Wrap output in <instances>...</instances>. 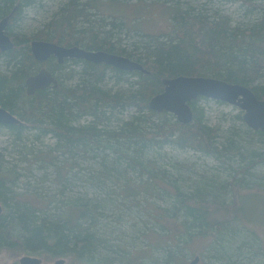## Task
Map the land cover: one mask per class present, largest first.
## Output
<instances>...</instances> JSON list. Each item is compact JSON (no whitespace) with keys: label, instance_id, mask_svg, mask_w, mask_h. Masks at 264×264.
Segmentation results:
<instances>
[{"label":"trees","instance_id":"16d2710c","mask_svg":"<svg viewBox=\"0 0 264 264\" xmlns=\"http://www.w3.org/2000/svg\"><path fill=\"white\" fill-rule=\"evenodd\" d=\"M240 1L248 6L247 14L256 17L246 27H232L229 18L218 12L213 15L206 5L185 10L175 7L171 33L151 35L133 28L139 41L127 42L118 36L120 30H125L126 21L111 14L110 20L97 18L89 1L68 0L43 30L35 37H28L14 33L12 28L21 20L24 9L35 0H0V19L14 10L8 35L15 43L12 50L0 52V105L23 123L0 127L7 128L15 142H24L26 134L36 140L51 135L56 140L54 150L68 155H74L78 149L94 153V149L98 155L94 153L91 158L100 157L102 167L109 166L110 160L121 158H127L129 165L135 161L142 167L148 151L156 148V144L191 148L218 159L244 157L234 139L225 145L218 144L217 130L207 125L204 110L197 106L202 98L190 104L194 120L187 125L174 121L173 117L167 119L168 113L157 114L148 107V101L163 91L162 78L180 75L212 77L245 85L264 100V81L260 84L264 80V0ZM130 28L128 32H132ZM34 38L123 55L142 63L150 74L123 72L106 64L82 60H66L62 65L48 60L47 70L57 75L58 87L29 96L25 80L45 64L36 61L31 53L30 40ZM109 70L117 75L118 81L136 79L129 83L126 92L113 93L105 85ZM255 82L258 84L253 85ZM130 108H135L139 115L112 129V117ZM86 118L89 121L82 124ZM253 135L261 138L264 133L254 131ZM40 161L48 163L44 157ZM250 167L252 165L239 171L248 174ZM148 174L153 172L149 170ZM19 177L15 168L6 170L0 154V201L4 205L0 215V253L48 254L52 259L67 258L66 264L113 261L104 252L110 245L99 236L96 203L67 197L64 202L51 206L49 198L34 199L18 192ZM232 184L231 190L250 188L244 176L236 178ZM173 187L174 202L170 209L162 210L159 217L182 218V228L188 232L187 241L194 236L206 238L212 233L223 240L228 229L223 222L212 221L214 213L209 207L216 206L220 210L227 205L228 185L209 184L208 190L196 188L191 193H182L179 185ZM172 243L168 240L166 244L158 243L157 247L167 248ZM176 262H180L176 251L166 250L164 264Z\"/></svg>","mask_w":264,"mask_h":264},{"label":"rangeland","instance_id":"374dc122","mask_svg":"<svg viewBox=\"0 0 264 264\" xmlns=\"http://www.w3.org/2000/svg\"><path fill=\"white\" fill-rule=\"evenodd\" d=\"M67 1L35 0L32 6L24 9L21 20L15 23L12 31L35 37L58 16ZM88 1L97 18L110 20L115 16L126 21L128 26L120 30L118 36L127 42L139 41L140 37L133 28L151 35L171 33L175 7L185 10L206 5L213 15L218 12L229 18L232 27H246L256 18L255 14H247L249 8L240 0ZM129 28L132 32H128ZM107 73L105 85L113 93L126 92L129 83L136 79L129 77V81H118L114 72L109 70ZM256 84L258 82L253 85ZM197 106L204 110L207 125L217 130L218 144L225 145L234 139L244 157L235 155L218 159L191 148L180 149L173 144L159 147L156 144L143 160V168L135 161L129 165L127 158L110 160L109 166L102 167L100 157L91 158L94 153L98 155L94 149V153L78 149L74 155H68L54 150L56 140L51 135L36 140L26 134L24 142H15L5 127H0V154L6 170L13 167L20 175L18 192L34 199L49 198L51 206L64 202L67 197L97 204L99 236L110 245L104 252L113 260L108 264H164L169 249L176 251L180 260L176 264H190L196 256L201 258L199 264H264V159H260L264 158V136L253 135L254 131L243 120L244 111L236 106L206 98L199 100ZM138 115L135 108L117 112L110 127L116 129L123 121L131 122ZM172 117L177 120L173 114H167V119ZM88 121L86 118L81 123ZM110 156L113 155L110 153ZM42 157L48 163H42ZM248 165H252L248 174L239 171ZM149 170L153 174L149 175ZM243 176L249 181L250 188L231 190L232 182ZM220 183L227 184L230 189L227 205L220 210L216 206L209 209L214 213L212 221H221L228 229L223 240L212 233L206 238L194 236L187 241L188 232L182 228V218L166 220L159 217L158 214L170 209L174 202L176 191L173 185H179L182 193H191L196 188L208 190L209 184ZM168 240L173 242L169 247H157L158 243L166 244ZM24 255L38 257L42 264H56L61 259L68 263L67 258L52 259L48 254L3 251L0 264H19Z\"/></svg>","mask_w":264,"mask_h":264},{"label":"water","instance_id":"95a60500","mask_svg":"<svg viewBox=\"0 0 264 264\" xmlns=\"http://www.w3.org/2000/svg\"><path fill=\"white\" fill-rule=\"evenodd\" d=\"M13 14V13H11ZM12 15L0 21V51L7 52L15 47V43L6 33ZM30 49L38 62H46L54 57L59 64L66 60H82L96 64H106L123 72H141L149 75L146 67L131 58L113 54L107 51L87 50L80 46H63L55 42L32 40ZM163 91L148 101L150 110L157 114H173L182 125L193 122L194 112L191 103L199 98L212 99L236 106L244 111L243 120L253 131L264 133V100L259 99L254 91L245 85L232 84L227 81L202 76L164 77L161 80ZM26 93L31 96L36 91L55 89L59 80L46 68L29 76L26 81ZM23 125L18 116L0 105V126ZM4 212V205L0 201V215ZM65 260H58L56 264H65ZM200 256H196L190 264H199ZM19 264H42L40 258L24 255Z\"/></svg>","mask_w":264,"mask_h":264},{"label":"flooded vegetation","instance_id":"af4514ba","mask_svg":"<svg viewBox=\"0 0 264 264\" xmlns=\"http://www.w3.org/2000/svg\"><path fill=\"white\" fill-rule=\"evenodd\" d=\"M13 11H14V10H13ZM13 11H12L11 13H13ZM11 13L8 14V15H6L5 17L1 18L0 21L3 20L4 18L8 17L9 15H12ZM9 25H10V20H9V23H8V26H7V29H6V33H7V34H8V27H9ZM11 39H12V37H11ZM12 40H13V39H12ZM0 52H1V51H0ZM1 53H3V52H1ZM49 60H53L54 62L57 61L54 57H52V59L50 58ZM71 61H72V60H71ZM43 63H45V64L42 65L40 68H38L37 72H38L40 69H42V68H46V69H47V64H46L47 61H46V62H43ZM57 63H58V62H57ZM58 64H59V63H58ZM60 65H62V64H60ZM37 72H36V73H37ZM36 73H35V74H36ZM53 75L57 78V75H55V74H53ZM57 79H58V78H57ZM58 80H59V79H58ZM25 81H26V80H25ZM59 81H60V80H59ZM25 88H26V84H25Z\"/></svg>","mask_w":264,"mask_h":264},{"label":"bare ground","instance_id":"6f19581e","mask_svg":"<svg viewBox=\"0 0 264 264\" xmlns=\"http://www.w3.org/2000/svg\"><path fill=\"white\" fill-rule=\"evenodd\" d=\"M86 1H88V0H86ZM81 5H82V3H81ZM102 6V5H101ZM230 7V6H229ZM102 12V11H101ZM226 13V12H225ZM94 14V13H93ZM175 34V33H174ZM210 36V35H209ZM178 37V36H177ZM201 44V43H200ZM64 64V63H63ZM118 153V152H117ZM118 160V159H117ZM152 166V165H151ZM168 183V182H167Z\"/></svg>","mask_w":264,"mask_h":264}]
</instances>
